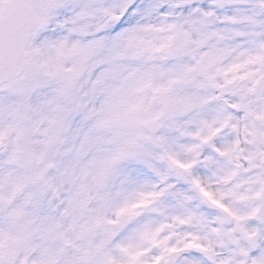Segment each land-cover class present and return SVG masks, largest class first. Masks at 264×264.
Here are the masks:
<instances>
[{"label": "snow or ice", "instance_id": "1", "mask_svg": "<svg viewBox=\"0 0 264 264\" xmlns=\"http://www.w3.org/2000/svg\"><path fill=\"white\" fill-rule=\"evenodd\" d=\"M0 264H264V0H0Z\"/></svg>", "mask_w": 264, "mask_h": 264}]
</instances>
